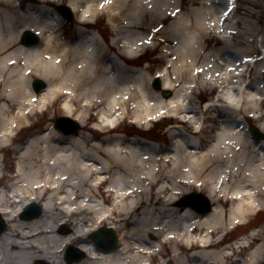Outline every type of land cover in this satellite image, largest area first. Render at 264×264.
Returning a JSON list of instances; mask_svg holds the SVG:
<instances>
[{"label":"bare ground","instance_id":"1","mask_svg":"<svg viewBox=\"0 0 264 264\" xmlns=\"http://www.w3.org/2000/svg\"><path fill=\"white\" fill-rule=\"evenodd\" d=\"M79 2L84 6L77 16L75 35L63 38L56 34L61 24L55 12L22 9L20 0H0V153L12 142L14 131L23 128L22 122L43 111L39 103L47 106L55 97L61 98L67 115L82 105L98 115L103 107L94 126L97 139L83 131L65 137L54 131L39 134L21 147L13 168L0 166V182L5 170L11 173L0 188V213L7 222L0 235V264H264V224L250 236L257 240L253 250L245 251L244 240L236 246H221L225 235L243 224L248 214L264 211V140L256 141L238 129L242 121L253 118L255 127L264 131L262 101L253 102L250 90L254 87L243 80L245 71L247 76L259 59H250L249 64L240 65L245 70L239 69L236 45L220 24L235 21L232 8H224L227 0H211L215 11L207 21L202 11H193L195 26L181 28L191 30L170 51L189 58L186 75L190 73L194 81L198 52L212 46L210 38L217 36L223 43L222 48L209 49L205 68L211 57L218 55L216 60H222L223 49L234 55L221 61L216 74L201 69L212 76L207 79L208 89H221L201 110L189 98L190 86L186 97L177 90L168 100L156 99V92L143 90L142 74L132 66L151 45L147 33L155 31L158 9L178 0H111V20L119 31H126L110 44L91 32L94 13L103 2H110ZM77 3L71 5L72 10ZM215 17L219 36L209 25ZM28 29L43 42L24 43L22 32ZM263 67L255 69V74ZM34 78L46 82L40 100L30 87ZM163 79V89H173V82ZM133 87L135 107L129 110L138 125L147 128L150 121L170 112L178 124L186 126L174 127L171 149L163 151L135 136L113 135L117 125L112 118L119 110L121 116L127 114L125 100ZM166 101L170 109L163 106ZM218 107L221 113L213 118H220L219 127L202 148L205 128L198 115L203 109L216 112ZM82 112L76 117L81 126L85 117L93 116ZM190 184L205 189L211 211L199 214L173 205L184 190L180 186ZM27 200L42 204L39 216L29 211L23 214L26 210L19 214ZM102 224L110 234L112 230L117 233L115 250L105 245L108 234L97 242L90 235ZM62 229L71 232L65 234ZM70 245L85 256L75 260L67 249Z\"/></svg>","mask_w":264,"mask_h":264},{"label":"rangeland","instance_id":"2","mask_svg":"<svg viewBox=\"0 0 264 264\" xmlns=\"http://www.w3.org/2000/svg\"><path fill=\"white\" fill-rule=\"evenodd\" d=\"M110 3L104 4L103 6L98 8L96 13H94L95 17L93 19V28L91 29V32L97 35L101 40L105 41L106 43H111L113 39L117 40L119 37L124 35V32L126 31V28H123L119 31V29L116 26V23L113 22L111 19V16L113 15V11L111 8V0H105ZM217 2V0H213ZM51 2V3H49ZM77 3V7H75L74 17L75 19L68 20L64 17L59 16L55 12V7L53 4H57L58 6L62 7H70L71 9L73 6V3ZM72 5V6H71ZM76 5V4H75ZM84 3L79 2V0H40L38 4L34 3H25L22 1V9H25L24 7H30L33 10L42 8L47 13L55 12L57 16L59 17V21L61 24V28L57 30L56 34L60 35L63 38H67L70 36L75 35L76 31V25H77V16L82 13ZM212 2L211 0H178V3L173 5H167V7L162 6L161 11L158 9L157 17L154 20L155 25V31L151 32L152 34L147 33L148 41L151 45L147 47L144 51L141 52V54L135 59L134 63L135 65L133 68L136 70H139L142 74L143 78V90L146 88L148 90H152L151 88V82L154 78L158 77L162 83L163 78L168 77L169 80L173 82V89L170 92V96H172V92L175 93V91L180 90L182 94H185L186 97V87L190 86V100L195 103V105L198 106L199 110L203 108L202 104H206L207 102H211L212 100H215L220 94L221 89H214L210 90L209 85L207 83V79L209 77V72L207 75H205L203 72H201V69L208 70L212 74H216L221 66V61L223 59H228L231 56H234L233 54H230L229 52H226L227 50L223 49L222 54H219L222 58L217 59V56L211 57L209 59L208 67L205 68V56L207 53H209V49L211 47H221L222 48V38H210L212 42V46L204 47L198 52L197 60L195 63V67L197 69V77L195 81L189 77L190 73L186 75V62H189V58L183 57L181 58L179 55H172V50H175L180 45V40L186 36L187 31H190L193 29L192 26H195V16L193 14V11H202L204 20L209 19L214 13L215 9H212ZM219 7V6H218ZM228 7L232 8L231 15L233 14V17L235 18V21L233 23H230V21H223L220 24H222V29L224 32L228 29V32L230 33L229 39L231 42L235 43V48L237 49V54H239V59L237 60L238 67L240 69L241 62L244 59H253L258 60V63L255 67H252V69H249L247 71L248 75L244 76L243 74V80L245 82H250V86L254 87V90H250L252 94V100L253 102H256V104H259L262 101V111L264 112V67L261 70L260 74H255V69H259L260 66L264 65V0H227V4L224 8L228 9ZM217 8V7H216ZM165 9V10H164ZM168 10L166 13L165 11ZM160 11V12H159ZM166 15H170L171 17L164 20V17ZM115 16V14H114ZM149 17V15H145V19ZM218 18V16H217ZM207 21V20H206ZM211 24V27L217 31V34L219 36L221 28L219 27L220 24L217 23L216 17L214 20H211L209 25ZM123 26V25H121ZM191 26V27H190ZM184 27H190L191 29L186 30L184 29L181 31V28ZM144 28L148 29V25L145 24ZM118 29V31H116ZM34 32L32 29H28ZM146 30V29H145ZM214 32V31H213ZM215 33H213L214 35ZM209 36H212L209 35ZM207 36L206 38H209ZM221 37V36H220ZM41 43L43 42L42 37ZM179 38V39H178ZM220 39V41H219ZM120 39L117 41L116 46L119 45ZM218 47V48H219ZM171 51V52H170ZM226 52V54H224ZM216 53V52H215ZM212 54V52H210ZM223 55V56H222ZM110 57L112 55L110 54ZM241 57V58H240ZM114 60V59H113ZM111 61V59H110ZM257 62V61H256ZM130 66V67H132ZM203 66V67H202ZM199 68V69H198ZM192 69V66L189 68V70ZM188 70V71H189ZM38 78L32 79L35 80ZM41 80V79H39ZM31 81V83H32ZM43 81V80H42ZM44 82V81H43ZM46 84V82H44ZM131 85V84H130ZM31 87V84H30ZM207 88V90H204V88ZM32 88V87H31ZM43 89V88H42ZM41 89V90H42ZM131 92L128 93V96L126 97L125 104L127 106V114L120 115V110L116 111V114L118 116L113 117V121L117 125V129L113 133L115 136L125 137V138H132V137H138L141 138L142 142H147L150 144H153L155 146L161 147V150H167L171 149V146L174 142V138L171 137V133L174 130V127H183L185 129V125L178 124L179 120L175 119V116H170V112H168V115L166 117H163L162 119L155 118L156 121H150L148 127L144 128L138 125L135 121L133 116L131 115V112L134 111L135 105H133V101L135 100L133 96L136 97V91L134 90V87L130 89ZM34 91V90H33ZM259 91V92H257ZM156 92V99L162 98L161 91H154ZM37 99L40 100V92H35ZM165 97L166 100L170 99L171 97ZM174 96V95H173ZM165 100L164 98H162ZM37 100V101H38ZM39 102V101H38ZM50 102V101H49ZM165 102V101H164ZM166 101V108L171 107ZM192 102V103H193ZM40 108L43 109L42 112H38L35 116H30L28 121L22 122L21 125L23 128L21 130L14 131L13 140L12 142H9L8 147L6 150L0 153L2 158V164H6L9 167L13 168L14 163L16 161V156H18L19 151L23 145H25L31 138L43 134L48 133L50 131L56 132L58 135L63 136L62 134H59L58 130L56 131L54 128V122L53 120L58 117H68L76 122L77 115L81 111H83L81 114L86 115L85 113L89 112V115H93L91 118L85 117L84 125L81 126L79 123V131H83L86 133L90 138H98L96 135V131L94 130V126L97 125L99 119V115L101 113V110L103 107L99 108L100 113L98 115H95L94 112L90 110H86L82 105L78 108V110L71 115L65 114L62 109V100L61 98L55 97L52 102L48 103L47 106H43L40 103L38 104ZM119 106L118 108H120ZM131 108V112L130 109ZM219 109L216 112L210 113L203 109L202 112L198 115L199 118H201L202 121V127L205 128V132L202 135V148L207 146L209 144L210 138L212 135L215 134L217 131V127H219V120L220 118H213V115H218L221 113V107H218ZM160 110V109H158ZM157 110V111H158ZM166 110V109H165ZM97 113V112H95ZM156 113V112H155ZM109 114V113H108ZM157 114V113H156ZM255 112H252L251 115H254ZM116 117L118 118L116 120ZM158 119V120H157ZM261 123H264V120L260 121ZM257 122V123H260ZM68 127L70 124L66 123ZM256 125V120L253 118H249L247 121H242L241 126L238 127V129H242L241 132L244 134L245 132L248 133L250 137L251 134L249 132V128L251 126ZM184 132V131H183ZM264 133V131H262ZM65 137V136H63ZM258 141V140H256ZM11 173L9 170L4 171V177L0 182V188L2 187L3 183H7V175H10ZM181 188H184L182 190V193H179L176 197L175 202L173 203L174 206L178 205V202L189 193L198 192L200 195L207 197V194L205 192V189L198 188L192 184H190L188 187L186 185H181ZM181 190V189H180ZM184 191V192H183ZM191 203L190 208L191 210L196 212V208H200L203 210L204 202L201 198L195 199L191 198L190 200H187ZM35 203L37 207H40L42 209V204L39 202H35L33 200H27L23 203V206L19 212L21 214L22 211H24L30 204ZM100 201H97V204H100ZM193 207V208H192ZM34 211H37V208H31ZM0 220H2L5 224V229L7 227V222L5 220V216L0 213ZM246 221L248 222L247 225L238 226L237 228L234 227L233 230L226 236L227 240L229 238V242H231L234 238L239 237V235L243 233H247L249 229L252 227H261L264 224V211L258 213V214H248V217L246 218ZM102 226H105V224H102ZM100 226V227H102ZM99 227V228H100ZM99 228H96L98 230ZM95 230V231H96ZM62 233H70L71 229H62ZM116 233V232H115ZM116 236L118 237L117 233ZM107 241V240H105ZM119 241V240H118ZM155 243H158L157 241H154ZM119 242H117L118 245ZM107 247H110L112 245L111 241H109L108 244H105ZM75 247V246H74ZM118 247V246H117ZM222 247H224L222 245ZM78 250V253H76V258H79L80 254H84L79 248L75 247ZM85 254L83 255V257Z\"/></svg>","mask_w":264,"mask_h":264},{"label":"water","instance_id":"3","mask_svg":"<svg viewBox=\"0 0 264 264\" xmlns=\"http://www.w3.org/2000/svg\"><path fill=\"white\" fill-rule=\"evenodd\" d=\"M30 1H35V0H30ZM55 9L57 10V12L60 15L65 16V18H67L68 20H71L73 18L72 13L68 10V8L62 7V6H56ZM22 41L24 43H26V44L28 43L29 45H35V44L38 43L39 40H38V37L36 35H34L33 33L29 32V31H25L24 34H23V37H22ZM43 86H44V84L41 81H38V80L34 81V83H33V87L36 90L39 89V88H42ZM153 87L156 90L160 89V81L158 79L154 81ZM162 95L164 97H168V96H170V91H163ZM66 123L70 124L69 128H65L64 125ZM54 128L56 130L60 131V132H63L66 135H69V134H72V133H76L78 131L79 124H77L76 122L72 121L69 118L60 117V118H57V119L54 120ZM251 132H252L253 136L258 138V139H263L264 138V135H262L260 132H258V130H256L254 127L251 128ZM191 197L201 198L205 202V208L203 210L200 209V208H196L200 213H206V212H208L210 210V205H209L208 201L203 196H201L198 193H193V194H190L188 196H185V198L182 201H180L178 203V205L179 206H184V205L189 204L190 202L187 201V199L191 198ZM31 207H36V205H32ZM40 213H41V209L38 208L37 212L33 213L31 216H39ZM3 230H4V225L1 224L0 234L2 233ZM108 232L109 231H107L105 228H103L99 232L94 233L92 235L93 239L97 242V240H98L97 238H99V236L101 234L108 233ZM111 239H112V246L109 249L110 250H114L116 248V240H115V237H114V234H113L112 231H111ZM81 257H82V255H81ZM80 258H78V259H80Z\"/></svg>","mask_w":264,"mask_h":264}]
</instances>
